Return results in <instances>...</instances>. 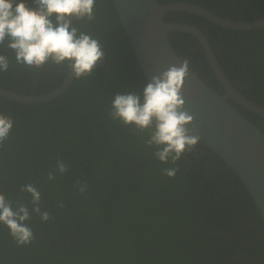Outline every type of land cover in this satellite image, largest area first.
<instances>
[{
    "label": "trees",
    "instance_id": "1",
    "mask_svg": "<svg viewBox=\"0 0 264 264\" xmlns=\"http://www.w3.org/2000/svg\"><path fill=\"white\" fill-rule=\"evenodd\" d=\"M158 1L198 4L235 21L264 17V0ZM25 2L35 7L32 0ZM189 15L169 11L165 19ZM73 25L103 45L104 59L91 75L74 78L62 94L47 101L0 97V113L13 120L0 144V193L14 206L23 200L31 209V196L20 187L32 183L41 192L42 210L51 217L42 221L33 213L27 223L34 239L22 246L0 224V264H264L258 209L224 161L199 141L196 147L207 158L195 148L175 165L162 163L144 144L147 131L109 117L116 92L142 94L146 84L113 1L96 0L94 19L74 20ZM208 27L223 73L264 107V25L242 30L210 22ZM0 54L9 60L8 70L0 72V87L34 95L51 90L65 76L63 72L53 80L62 65L27 67L4 46ZM233 77L247 79L248 90ZM233 106L264 133L263 116ZM57 158L68 170L48 180ZM166 167H178L174 177L162 172ZM78 180L87 183L85 194L77 191Z\"/></svg>",
    "mask_w": 264,
    "mask_h": 264
},
{
    "label": "clouds",
    "instance_id": "2",
    "mask_svg": "<svg viewBox=\"0 0 264 264\" xmlns=\"http://www.w3.org/2000/svg\"><path fill=\"white\" fill-rule=\"evenodd\" d=\"M96 0H32L35 7L25 0H0V46L14 52L18 64L41 68L46 63L64 66L71 70L73 78L91 75L105 56L103 45L73 25L75 20L94 19ZM9 60L0 54V72L7 71ZM189 60L182 58L179 65L171 64L165 70L152 75L142 94L116 92L110 103L108 115L124 126L132 125L138 132L147 131L144 144L153 149L152 154L162 163L173 164L185 152L192 151L200 141L193 115L185 108L181 93L182 84L189 76ZM258 115V114H257ZM13 127L10 115L0 113V144L9 136ZM68 165L56 159L54 169L47 172V179L64 174ZM178 167H166L162 172L174 177ZM77 191L85 194L87 183L77 181ZM21 192L31 196L29 203L13 202L0 193V224L18 246L27 245L34 233L27 221L33 213L42 221L51 219L41 208V192L32 183L21 185ZM59 203L58 207H63Z\"/></svg>",
    "mask_w": 264,
    "mask_h": 264
},
{
    "label": "water",
    "instance_id": "3",
    "mask_svg": "<svg viewBox=\"0 0 264 264\" xmlns=\"http://www.w3.org/2000/svg\"><path fill=\"white\" fill-rule=\"evenodd\" d=\"M120 25L132 49L135 60L146 80L165 70L169 65H179L181 59L173 50L169 38L171 30L189 31L203 40L210 64L226 92L219 94L205 84L190 68L181 93L184 108L193 115L187 125L196 126L200 142L209 148L239 177L258 209L264 226V133L248 120L228 97H232L252 112L264 117V107L244 98L219 70L209 44L194 27L165 20L169 11H188L200 14L210 21L232 29H253L264 25V17L248 21L222 18L198 4L190 2L160 3L158 0H112ZM75 19L73 18V21ZM71 70L51 90L34 95L18 93L0 87V97L23 103H38L58 97L73 80Z\"/></svg>",
    "mask_w": 264,
    "mask_h": 264
},
{
    "label": "flooded vegetation",
    "instance_id": "4",
    "mask_svg": "<svg viewBox=\"0 0 264 264\" xmlns=\"http://www.w3.org/2000/svg\"><path fill=\"white\" fill-rule=\"evenodd\" d=\"M189 13H191L193 15H189L188 17L176 18V19H178L177 21H170L168 19H165V20L167 22L182 23V24H186V25H189L191 27L196 28L202 34V36L205 39V41L207 42V44H209L208 46H210V48H211V51H212L211 53H212V55H213V57L217 63V66H218L219 70L222 71V74L224 75L223 70L221 68V65H220L218 58L216 56V54L219 53V50L216 49V47L214 50V46H212L210 44V41L208 40V37L206 35V31L207 32L210 31V28L208 27V23H210V22L214 23V22L210 21L209 19H207L206 17H204L200 14H197L194 12H189ZM216 25H218V24H216ZM169 32H171V34H169V35H171V40H170L171 46L173 44L175 46V48L178 50V52L182 53L181 54L182 57L187 58L189 60L190 68L196 73V75L205 84L210 86L217 93H219V94L225 93L226 89H225L224 85L220 82V80L218 79V77L216 75L217 73L214 71L212 65L210 64V57L206 53V46L204 45L203 40L201 38H199L197 35L189 32V31H185V30H171ZM218 47H220V46H218ZM64 69H65V67H63L61 72L56 73L58 75H56V77L54 76L53 80L59 78V76H62L63 72H64V74H66L67 69L65 71H64ZM51 76H52V74H51ZM226 79L229 82V84L231 85V87H233L240 94H242L245 99L251 101L250 99H248V96H245L240 90H238L234 86V84H232V82L228 79V77H226ZM233 81L241 84L240 85L241 89L248 90L247 88L249 87V83L247 82V79H246V81H239L237 79V77H233ZM251 83L253 84V82H251ZM35 88H41V87H34L32 90H34ZM228 101H230V103L232 105H233V103H235V105H238L243 113L256 114V113L252 112L251 110H249L248 108L241 105L239 102H237L232 97H228ZM251 102L255 103L254 101H251ZM195 148H198V151L201 152L205 158H207V155H208L207 152L206 153L203 152L202 149L199 147L195 146Z\"/></svg>",
    "mask_w": 264,
    "mask_h": 264
},
{
    "label": "bare ground",
    "instance_id": "5",
    "mask_svg": "<svg viewBox=\"0 0 264 264\" xmlns=\"http://www.w3.org/2000/svg\"><path fill=\"white\" fill-rule=\"evenodd\" d=\"M222 93V92H221Z\"/></svg>",
    "mask_w": 264,
    "mask_h": 264
}]
</instances>
